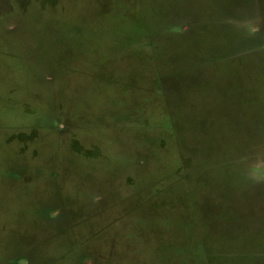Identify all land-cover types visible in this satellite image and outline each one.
<instances>
[{"label":"rangeland","instance_id":"obj_1","mask_svg":"<svg viewBox=\"0 0 264 264\" xmlns=\"http://www.w3.org/2000/svg\"><path fill=\"white\" fill-rule=\"evenodd\" d=\"M264 0H0V264H264Z\"/></svg>","mask_w":264,"mask_h":264},{"label":"clouds","instance_id":"obj_2","mask_svg":"<svg viewBox=\"0 0 264 264\" xmlns=\"http://www.w3.org/2000/svg\"><path fill=\"white\" fill-rule=\"evenodd\" d=\"M248 179L256 183L264 182V164H255L248 173Z\"/></svg>","mask_w":264,"mask_h":264}]
</instances>
